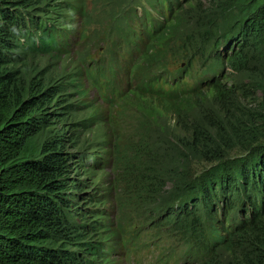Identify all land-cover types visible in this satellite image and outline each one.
I'll return each mask as SVG.
<instances>
[{
	"label": "trees",
	"instance_id": "trees-1",
	"mask_svg": "<svg viewBox=\"0 0 264 264\" xmlns=\"http://www.w3.org/2000/svg\"><path fill=\"white\" fill-rule=\"evenodd\" d=\"M160 3L162 22L152 24L147 10L140 15V19L147 20L142 28L145 46L140 49L135 40L127 42L119 51L124 53L122 64L128 66V77L139 81L137 92L169 101L170 113L176 121L181 120L183 128L179 127L184 133V143H175L187 155L193 152L213 163L227 161L218 166L221 168L201 174L194 184L183 181L189 195L167 200L153 209L149 216L153 218L152 226L181 243L187 250L185 259L193 264H217L222 247H228L233 254L232 264H264V69L261 59L258 60L264 47V0H237L232 13L236 9L245 10L244 14L251 11V15H218L210 25L219 33L207 36L208 41L201 36L206 29L202 6L200 12H196L197 8L191 11L186 21L197 20L200 40L193 36L188 40H167L168 54L177 62L176 73L157 77L166 58L154 66L141 61L153 51L154 43L167 36L181 11L165 6L171 0ZM32 7L29 0H0V264H118V244L93 240L100 227L96 221L106 214L82 207L111 202L114 196L90 193L85 183L73 180V169L87 159L80 153L65 152L64 139H38L53 125L48 106L59 102L55 87L33 83L24 88L15 73L7 69L14 51L23 55H54L66 47L67 36L60 22L35 15ZM136 12L130 10L125 15L131 19ZM219 19L236 21L220 29ZM185 29L188 32V27ZM116 33L117 39H121L123 29L119 27ZM129 33L136 37L134 32ZM148 57L154 56L151 53ZM201 64L202 70L197 71L196 66ZM253 65L260 70L248 71ZM228 71L254 75V92L262 93L256 108L241 105L236 96L241 90L229 85ZM85 73L94 88L102 86L116 91L114 65L100 66V61H96L86 67ZM188 79L192 80L190 86ZM205 89L216 92L217 108L205 113V120L202 115L188 119L181 109L187 106L185 102L199 98ZM105 100L109 105H117L114 98ZM139 129L149 132L152 126L143 121ZM139 137L140 145L134 158L127 160L125 169L131 178V194L126 198L150 204L153 200L146 198L165 186L166 170L161 162L166 158L152 146L144 145L147 137L143 133ZM238 147L244 154L233 161L231 154ZM105 148L97 153L105 157L88 158L102 170L108 165L106 156L110 153L103 152ZM174 158L170 166L175 172L180 163H175ZM181 161L189 160L181 155ZM137 194L139 197L135 198ZM118 195L120 205L124 198Z\"/></svg>",
	"mask_w": 264,
	"mask_h": 264
},
{
	"label": "rangeland",
	"instance_id": "rangeland-1",
	"mask_svg": "<svg viewBox=\"0 0 264 264\" xmlns=\"http://www.w3.org/2000/svg\"><path fill=\"white\" fill-rule=\"evenodd\" d=\"M29 1L34 4L31 9L36 10L35 15H40L44 19L49 18V21L60 22V27L65 29L64 33L67 36L65 51L54 55L31 53L23 55L21 51H14L13 61H10L7 69L15 73L17 82L24 88L30 87L33 83L44 85L45 88L55 87L59 102L48 106L53 125L51 131L42 133L38 139L40 141L52 138L64 139L65 152L80 153L87 159V162L79 163L81 166L73 169V180L85 183V188H88L87 191L90 193L114 196L113 201L105 204L82 205L83 208L100 210L98 214H106V217H98L96 222L100 223V227L93 240L109 245L118 244L116 246L119 250L117 258L120 260L117 262L120 263L118 264H189L184 260L186 248L173 240L168 232L153 227L151 223L153 218L149 216L153 209L167 203V200L189 195V188L183 187V181L194 184L201 174H208L212 168H221L218 166H223L222 164L227 160H223L222 163H213L207 159H200L193 152L187 155L181 146L175 143L176 140L184 143V133L181 130L183 128L181 120L176 121L174 115L170 113L172 108L169 101H164L156 95L137 92L136 87L139 81L128 77V66L123 65L121 60L124 53H119L127 42L133 40L140 49L144 48L146 40L142 37V28L143 22L147 20H144V17L140 19V15L147 10V13L151 14L148 20L152 24L162 22L160 2L164 0ZM178 1L179 6L176 0L165 3V6H171L174 10L181 8V11L173 20V26L167 36L154 43L153 51L147 55L152 53L154 57L146 58V56V59L141 61V63H152L151 66H154L161 64L166 58L165 66L157 72V77L172 76L176 73L177 62L168 54L167 40L172 37H176V40L181 37H184V40H188L190 36L199 37L197 20L187 23L186 19L189 20L191 11H195L196 8V12H200L198 10L200 5L203 8V27L206 28L201 36L205 41L209 40L207 36L219 33L218 30H212L214 27L210 25V21L218 15L224 17L226 13L232 14L230 18L233 15L236 18L241 15H251V11L244 14L245 10L241 12L236 9H234L236 12L232 13L237 0ZM130 10L137 12L135 17L128 19L125 14ZM206 18L208 20L204 22ZM232 21L236 20L223 19L218 23L221 25L219 28L224 29ZM119 27L123 29L121 39L116 37ZM185 27H188V32ZM70 30L74 31L69 32ZM129 32H134L136 37L133 38ZM115 42H117L116 45ZM263 49L264 47L261 48L262 52L258 60L261 59L264 69ZM66 51L67 53L64 54L63 52ZM96 61H100V66L111 64L115 66L116 91L102 86L94 88L88 80L85 69ZM144 66L145 64L142 65ZM256 69L260 70L253 65V69L248 71ZM196 70L201 71L202 64L197 65ZM228 73L229 85L241 90L240 95L236 93V96L240 97L241 105L256 108L257 102L262 100V93L259 90L254 92L256 89L253 82L254 75L249 72L235 74L228 71ZM224 79L226 81V78ZM191 81L188 79V86L191 85ZM105 98L116 99L117 105H109ZM185 103L188 104L181 111H185L188 119L195 120L202 115L205 120V113L217 108V94L213 89H205L199 98ZM55 112L58 114H54ZM143 121H147L152 126L149 132L139 129ZM185 128L188 129L187 126ZM141 133L147 137L144 145L152 146L154 151H159L166 158L161 162L166 170L165 186L157 188L153 197L146 198V200H153L150 204H138L130 197L126 198L131 194V187H129L131 178L125 171L127 160L134 158L140 145ZM101 147H106L103 152H110L106 156L108 165L105 170H102L100 166L96 167L88 160L89 157L94 156L105 157L103 154H97ZM241 154L244 153L238 147L231 154V160L238 161ZM181 155L189 161H181ZM172 156H175V163H180V169L175 172L170 166ZM168 166L170 167L166 169ZM136 189L141 193L140 189ZM118 194L124 198L120 205ZM137 197H139L138 194L135 198ZM111 231H114V234ZM228 250V247L219 249L217 264L234 262V256Z\"/></svg>",
	"mask_w": 264,
	"mask_h": 264
}]
</instances>
